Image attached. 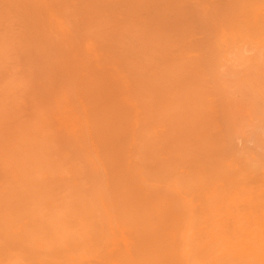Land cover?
<instances>
[{
  "label": "bare ground",
  "instance_id": "obj_1",
  "mask_svg": "<svg viewBox=\"0 0 264 264\" xmlns=\"http://www.w3.org/2000/svg\"><path fill=\"white\" fill-rule=\"evenodd\" d=\"M0 5L3 8L0 24L6 20L11 23L15 16L18 22L24 20L17 23L23 26L19 25L18 31L23 32L21 27L32 29L29 26L32 23L37 32L42 30L39 28L42 24L41 27H47L43 34L40 30L43 37L39 33L43 44L49 38L47 31L56 35L55 40L49 39L52 42L48 41L50 45H47L51 48L47 50L46 43H40L41 46L33 43L35 30L30 33L26 29L24 32L28 30L31 36L23 32L28 37L24 40V35L13 33L15 29L11 28V33L24 37H19L21 44L15 36L16 44L12 39L14 43L6 40L10 32L6 33L10 30L6 29L7 22H3L6 30L0 25L7 34L3 33L5 40L0 37V53L5 51L1 53V61L5 48L12 45L22 48L23 52L17 48L22 56L33 55L39 61L25 57L27 63L39 65H35V70H44L39 75L40 70L36 74L31 67L34 74L27 73L28 78H39L35 80L41 83L38 85L33 80L31 88L25 86L21 90L29 88L27 95L31 92V96L33 89H40L42 94L47 90L44 94L52 97L56 87L47 83L57 78L55 84L59 88L58 83L67 79L74 82L75 88L68 87L73 88L72 92L76 89L73 93L80 102L78 108L72 104L75 108L67 116L65 110L69 104L64 100L68 97L61 96L66 91L59 93L62 86L57 93L64 99L61 104L64 102L66 109L57 104V93L53 96L56 102L50 104L60 105L55 109L62 107L60 110L67 112L63 119L58 120V113L49 115L53 110L57 112L49 103L43 108V111L50 108L49 112L44 111L48 116L42 113L43 106L36 103L43 102L42 96L38 98L40 92L37 100L33 97V103L40 105L39 114L44 117L36 112V104L31 106L32 115L27 114L28 109L24 114L22 108L18 113L16 105L6 111L4 107L0 113V264H264V0H0ZM29 39L33 40L29 43ZM31 43L39 46L32 47ZM30 46L39 57L46 52L44 60L50 54L48 62L42 63L43 59L34 52L29 54ZM52 49L57 53L55 58ZM50 56L55 59H51L52 63ZM46 63L57 64L53 73L56 78L49 77L54 65L50 66L54 70L49 65L46 69ZM49 69L52 72L48 73ZM20 72L23 75L25 71ZM44 72L48 75H43ZM25 77L24 73V78H19L23 81ZM7 84L4 86L7 89L13 85ZM17 91L15 88L16 95ZM15 98L19 99L14 96L13 101ZM20 114L30 117L28 122H22L25 117ZM46 116H51L47 123ZM32 117L35 120L31 124ZM52 120L56 121L51 123ZM34 122L36 127L41 126L36 128ZM26 123L29 129L25 128ZM45 123L57 124L55 127L62 132L60 137L67 133L61 139L71 141L70 144L65 140L63 144L71 145L67 147L74 149L69 151L75 153L77 160L79 150L86 149L88 162L84 161L86 154L80 162L82 165L86 162L85 170L89 169L90 173L92 169V179L96 175L98 180L95 177L94 183L88 182L87 176V183L80 182L86 174L80 169L72 168L80 172V181L78 173L76 177L75 172L74 175L69 172L71 177L67 174V167L71 169V165L80 162L70 152L71 165L66 164L68 159L64 163L63 158L70 155L66 145L65 156L59 155L64 151L60 152V148L54 154L65 165L53 161V154L47 157V163L55 162L61 170L54 168V163L52 168L44 165L38 169L46 150L55 153L54 143L58 145L55 139L58 131L52 127L56 136L51 131L48 137L44 129L50 127ZM38 133L41 135L37 136ZM28 134L36 135V139L28 138ZM40 136L49 143L48 149L42 143L46 147L43 150L38 141ZM29 140L35 146L40 144L43 152L36 154L40 146L35 147ZM38 155L43 158L37 160ZM76 164L74 168H79ZM42 167L48 173L42 172ZM37 169L39 176L34 171ZM62 169L67 170L66 178ZM57 178L68 180L69 183L59 182L64 189L55 188ZM76 180L81 188L85 184L84 191H88L79 189L80 199L96 198V205L94 200L86 204L80 199L82 204L80 201L77 204L80 196L75 192L78 191ZM41 181L44 183L39 188ZM49 183L52 185L47 188ZM87 184L96 186L92 189L94 195L89 197L92 190ZM52 187L55 193L50 190ZM67 187L72 194L66 191ZM88 203L93 204L91 209ZM86 208L92 210L86 211L87 215L83 213ZM79 211H83L82 215ZM72 215H76L74 221ZM92 217L97 219H92L93 224L89 223ZM103 223L108 232L98 234L97 229L100 232L106 229L101 227Z\"/></svg>",
  "mask_w": 264,
  "mask_h": 264
},
{
  "label": "rangeland",
  "instance_id": "obj_2",
  "mask_svg": "<svg viewBox=\"0 0 264 264\" xmlns=\"http://www.w3.org/2000/svg\"><path fill=\"white\" fill-rule=\"evenodd\" d=\"M0 6H1V5H0ZM1 8H2V7H1ZM2 9H3V8H2ZM2 9H0V11H2ZM0 14H1V13H0ZM12 16H13V15H12ZM12 16H11V18H12ZM0 17H1V15H0ZM16 17H17V16H15V20H13L14 18L12 19V22H11V19H10V22H11V23H9V21L7 22V20H6V21H3V22H7V23H6L7 25L4 23V24L7 26L6 29L10 28V30L8 29V30L6 31V33H8V32L10 31V32L8 33V37L6 38V40H7V41H11L10 39H12V41H15V43L17 42V40H16L17 37H18V40H19V37H21V36L19 35L20 33H21V35L23 36L24 34L27 35V33L30 32V30H32V29L35 30V26H34V28H33L32 23H31L29 26H31L32 29H29L30 27H29V28H26V29L29 30V31L27 30L28 32L26 31L27 33L24 32L26 29H24V28L22 29L23 26L20 25V24H19V25L22 26V27H21V30H23L24 34H23L22 31H18V30H20V27H19V29L17 28V27L19 26L17 23H20V21H22V20H20V21L18 22V20H16ZM9 18H10V17H9ZM19 18H20V17H18V19H19ZM1 19H2V18H1ZM1 19H0V20H1ZM3 20H5V19H3ZM25 20H27V19L25 18ZM1 21H2V20H1ZM23 21H24V20H23ZM23 21H22V23H23ZM34 21H35V19H34ZM3 22L1 23L2 25H1V24H0V25H1V28L3 27V29H5ZM13 22L15 23V25H14ZM27 22H28V24H29V22H31V19H30V21L28 20ZM32 22H33V21H32ZM22 23H21V24H22ZM25 23H26V21H25ZM35 23H37V22H35ZM11 24H12V26H9V25H11ZM28 24H25V25L27 26ZM37 24H38V23H37ZM39 24H40V23H39ZM25 25H24V26H25ZM33 25H34V22H33ZM41 25H42V24H40L39 28H42V30L44 29V27H45V29L47 28L46 26L41 27ZM43 25H44V24H43ZM13 26H15V28H13ZM37 26H38V25H37ZM27 27H28V26H27ZM11 28H12V30H13V29L16 30V31L13 30V33H15V32L17 33V32H18L19 34H17V36H16V35H14L13 33H11V31H12ZM6 29H5V30H6ZM36 29H38V28L36 27ZM0 30H1V31H0L1 33H0V34L3 35V33H5V31H3L2 29H0ZM38 30H39V32H38ZM38 30H37V32H36V30H35V33H34V31H32V32H33L32 37H33V39L35 40V41H33V43L37 42V43H39V45H40L41 40H40L39 37L42 36V34H43L44 32H43L41 29H38ZM40 30H41L42 34H41ZM32 32H30V33H32ZM49 32L52 33V31H50V30L47 31V35L49 36L48 41H50V40H52V39L55 40V39H56V38H55V37H56L55 33L53 32L52 34H50ZM6 33H5V35H7ZM30 33H28V35H29ZM39 33H40L41 35H40ZM45 33H46V32H45ZM12 34H13L14 36H13ZM34 34H35V35H34ZM37 34H38V36H37ZM2 35H1L0 37H3V39H4L6 36H4V35L2 36ZM9 35H10V36H9ZM11 35H12V36H11ZM39 35H40V36H39ZM15 36H16V37H15ZM30 36H31V35H29V37H30ZM34 36H36V37H38V38L36 39V37H34ZM48 36H47V37H48ZM51 36H52V37H51ZM54 36H55V37H54ZM14 37H15L16 39H14ZM24 37H25V35H24ZM24 37H21V38H24ZM32 37H31V38H32ZM42 37H43V36H42ZM47 37H46V34H45V37H44V38H47ZM26 38H28V37L26 36V37L24 38V40H25ZM44 38H43V41H42V42H45V41H46V40L44 41ZM8 39H9V40H8ZM13 39H14V40H13ZM33 39H29V40H28L29 43H30V40L32 41ZM38 39H39V41H38ZM49 39H50V40H49ZM4 40H5V39H4ZM4 40H3V42H5ZM26 40H27V39H26ZM7 41H6V42H7ZM12 41H11V42H12ZM22 41H23V40H22ZM48 41L45 42L46 44L44 43L46 46H45L43 43H41V44L44 45L45 48H47V50H48V48H49V46L47 45V44H49ZM1 42H2V41H1ZM11 42H9V43H11ZM19 42L21 43L20 40H19ZM51 42H52V41H50V43H51ZM56 42H57V41H56ZM56 42H55V44H56ZM12 43H14V42H12ZM17 43H18V42H17ZM17 43H16V44H17ZM22 43H23V42H22ZM22 43H21V44H22ZM25 43H26V41H25ZM25 43H24V44H25ZM29 43H28V45H30ZM33 43H31V44L33 45L32 47L39 46L37 43H36L37 45H35V44H33ZM2 44H5V43H2ZM16 44H14V45H16ZM24 44H23V45H24ZM55 44H54V45H55ZM0 45H1V44H0ZM9 45H10V44H9ZM9 45H8V46H9ZM25 45L27 46V43H26ZM43 45H42V46H43ZM49 45H50V44H49ZM51 45H52V44H51ZM3 46H4V45H3ZM6 46H7V45H6ZM8 46H7V48H8ZM11 46H12V45H10V47H9L10 49H11ZM19 46H20V44H19ZM40 46H41V45H40ZM47 46H48V47H47ZM12 47H13V49H12L13 52H12L11 54H10L11 51L9 50V48H8V49L5 48V50H6V54H5V55H6L7 57H5V55H4V60L6 59V60H7L6 62H5L4 60L1 61V59H2L1 57H3V56L1 55V53H2V52H5V51L3 50V51L0 53V55H1V56H0V58H1L0 61H1V62H4L5 64H4V63L2 64L1 62H0V63H1L2 65H4V66L8 67V68H6V67L2 66L3 69H4V71H5V72L7 71V72L10 74V75H9V74H7V73H5V72L3 73V69H2L1 64H0V67H1V70H0V79L3 80V81H0V83H1V84H0V86H1L0 88H2V89H0V91H1V92H0V97L2 96L1 98H3V96H4L5 99H6V101H7V102H6L5 99H2V100H1V98H0V113L2 112V110H3L4 107H5V110H4V111H6V109H8V107H10L11 105H13V106L10 108V110L16 105V107L19 109V110H18V113H20V112H19V111L21 110L20 108H22V110H24V114L27 113V112H26L27 109H28V113H27V114L34 113L33 110L35 109V107H33V110H32L33 112H31V110H30V109H32L31 106H32V105L35 106L34 104H36V103L38 104V102H39V104H40L41 106H43V107H41V109H42V111H43V108H45L44 106L47 105L48 103L50 104L51 102H52V104H53V101H54V102L57 101V102H58L57 104L62 105V104H61V101L64 100V99L62 100V98H60L62 95H66V97H68L67 99L64 100V102L67 101L66 104H69V105H66V107L68 106V108H69V107H70V103H71L70 110H69L68 108H67V109H68V110H67L66 107H65V103L62 102V103L64 104V105H62L63 108H65V109H66L65 111L68 112V113L66 112V113H67V116H68V114H69V115L71 114V113H69V111L74 110L75 107H76V108L79 107V106L77 105V103H79V105H80V102L77 101L78 98H77V96H75L76 93H75V94L73 93V92H76V89H75V91L72 92L73 88H75V86H74V87L72 86V85H74V84H73V83H74L73 81H70V82H69L67 79H66L67 81L64 79L67 83H65V81H63L64 83L62 82V84H61V82L59 81L60 84L58 83V85H61V86H58L59 88H57V83L55 84V82H57V80H56L57 78H56V75L53 74V73H55V71H56V68H55V67H56L57 64L55 65V63H54V64H50V65H49V63H48V64L46 63V67H45V68L47 69V66L49 65L48 68H50L51 70H54V69H55L53 72L50 71V69H49V70H48V73H49V72H52V73H49V74L51 75V76H49V77L53 78V76L55 75L54 78H56V79H53L52 82H51V80H50V81H49L50 83H49L48 81H46L45 79H44V81H46L45 83L48 82V83H47V86H49L50 84H52V87H56V89L54 88L55 90H53V91H56V93L58 92L57 90H59L60 88H62V86H64L63 89H60V90H59V93L61 94V92L66 91V94H65V93L63 94V93H62L61 96H60V94L57 93L56 98H57V97H59V98H57V100H56V98H54V97H55V94H56L55 92H54V93H55L54 95L52 94L54 97H53V96L51 97V96H50L51 94H50V95L48 94V96H49V97H48L46 94H44L45 91H47V90L42 89V90H44V93L42 94V92H41L40 89H39L40 86H39V88H37V89H39V90L33 89V91H34V95H33V96L30 95L31 92H29V93H30V94H28L29 96L27 95V93H28L27 91L29 90V88L26 87V89H25L26 91H25V90H21V88L23 89V88H25V86H29V87H30V85L33 84V80H35V79L40 80L39 78H34V79H32L31 77L28 78V76H27V73H28V75L31 76V73L34 72V70H35V69H34V68H35V65H37V63H38L39 61H37L35 58H33V57H34L33 55H29V56L26 57V55H28V54H25V57H26L27 59H28V57L30 58V56H31V57L33 56V57H32L33 60H32V58H31V60H32L33 62H35V60L37 61V63H34V64H35L34 66H33L32 61H31V62L29 61L30 64L32 63V65H30L29 63H27V62H28L27 59H26L24 56L21 55L22 53L20 52V53H21V54H20V53L18 52L19 50L22 51V48H21V47H20L21 49H20L19 47L14 48L15 46H12ZM22 47H23V46H22ZM27 47H28V46H27ZM2 48H4V47H2ZM17 48H19V50H18ZM25 48H26V47H25ZM25 48L23 49L24 52H25V50L27 49V48H26V49H25ZM35 48H36V47H35ZM50 48H51V47H50ZM50 48H49V49H50ZM52 48H54L53 45H52ZM43 49H44V48H43ZM54 49H55V48H54ZM54 49H52L51 51H52V53H53L52 56L55 58V56L57 55V53L54 52ZM1 50H2V49L0 48V51H1ZM15 50H16V51H15ZM17 50H18V51H17ZM31 50H32V49H31V46H30L29 54H30L31 52H34V49H33L32 51H31ZM39 50H40V49H39ZM9 51H10V52H9ZM41 51H44V50H40L39 52H41ZM45 51H46V50H45ZM22 52H23V51H22ZM26 52H28V50H27ZM35 52H36V51H35ZM35 52H34V53H35ZM39 52H38V53H39ZM48 52H49V51H48ZM15 53H16V54H15ZM34 53H32V54H34ZM36 53H37V52H36ZM36 53H35L34 55H35V56L38 55V57H39V54H36ZM43 53H46V52H43ZM43 53L40 54L41 57H39V59H43L42 63H44V62H46V61L48 62V60H47V56H49L50 54L47 55V56L45 57V60H46V61H45V60H44V56H45L46 54L44 55ZM49 53H50V52H49ZM54 53L56 54L55 56H54ZM3 54H4V53H3ZM9 54L11 55L10 58H9ZM12 54H14L13 57H12ZM18 54H20V55H18ZM23 54H24V53H23ZM43 55H44V56H43ZM14 56H15V57H14ZM20 56H21V57H20ZM42 56H43V57H42ZM52 56H50L51 58H49V60L54 59V58H52ZM17 57H18V58H17ZM38 57H36V58L38 59ZM23 58H25L26 61H24ZM10 59H11V60H10ZM8 60H10V61H12V62H9ZM18 60H19V61H18ZM29 60H30V59H29ZM54 60H55V59H54ZM23 61H24V62H23ZM40 61H41V60H40ZM56 61H57V59H56ZM56 61H54V62H56ZM7 62L9 63V65H8ZM18 62H19V63H18ZM22 62H23V63H22ZM6 63H7V64H6ZM17 63H18V64H17ZM21 63H22V65H21ZM40 63H41V62H40ZM51 63H52V60H51ZM10 64H11V65H10ZM15 64H16V65H15ZM25 64H26V65H25ZM12 65H13V67H12ZM29 65H30V66H29ZM40 65H41V64H40ZM51 65H54V69H53V67H52V68L50 67ZM23 66H24L25 68H27L28 71H27V70H23V68H24ZM28 66L30 67V69L28 68ZM38 66H39V65H37V67H38ZM42 66L44 67V64H43ZM59 66H60V65H59ZM61 66H62V68H63V65H61ZM61 66H60V68H61ZM64 66H65V65H64ZM18 67H19V68H18ZM20 67H21L22 70H20ZM31 67H33V69H34L33 71H31ZM37 67H36V68H37ZM57 67H58V66H57ZM25 68H24V69H25ZM41 68H42V67H41ZM60 68H57V69L61 71ZM6 69H7V70H6ZM9 69H10V70H9ZM13 69H14V70H13ZM15 69H16V70H15ZM17 69H19V71H17ZM43 69H44V68H43ZM46 69H45V70H46ZM38 70H40V69L37 68V70H35V73H36V74H38V72H37ZM1 71H2V72H1ZM14 71H15V72H18V74H19V73L21 74L20 71H25V72H23V75H22V74H21V75H18L17 73H14L15 75H13L11 72H14ZM26 71H27V72H26ZM41 71L43 72L44 70H40V71H39V75H40ZM60 71H59V72H60ZM62 71H63V70H62ZM30 72H31V73H30ZM45 72H46V71H45ZM45 72L42 73V74L45 75ZM57 72H58V71H57ZM57 72H56V74H59V73H57ZM24 73H25V76H26L25 79L27 78V81H25V82H24L25 79H23V81L20 80L21 77L24 78ZM29 73H30V74H29ZM48 73H46L45 76H47ZM60 73H61V72H60ZM16 74H17V75H16ZM32 74H34V73H32ZM8 75H9V76H8ZM11 75H13V78H11ZM6 76L8 77V79L10 78L9 81H8V79H6V78H7ZM15 76H16V78H15ZM18 76H19L20 78H19ZM32 77H34V75H33ZM37 77H39V76H37ZM40 77H42V76H40ZM57 77H58V75H57ZM22 78H21V79H22ZM42 78H43V77H42ZM51 78H48V79L46 78V79L49 80V79H51ZM12 79H13V80H12ZM16 79H17V80H20V84H21V85H20L19 83H17V80H16ZM4 80H6V81H4ZM14 80H16L15 83L18 84V85H15ZM28 80H30L32 83L30 82V84H29ZM37 80H35L34 82H36ZM69 80H70V79H69ZM21 81H22V82H21ZM41 81H42V80H41ZM61 81H62V80H61ZM2 82H3V84H2ZM12 82H13V83H12ZM26 82H28V84H27ZM37 82H38V83H36V84H38V85H39V83H41V82H39V81H37ZM71 82H72V83H71ZM5 83H6V85H8L7 83H11V85L13 84V85H14V89L11 88L13 85L11 86L10 84H9V85L11 86V87H9L10 89H7L8 86H7V87H4V86H6ZM23 83H24L25 85H24ZM69 83H71V84H69ZM22 84H23L24 87L22 86ZM34 84H35V83H34ZM67 84H69V85H67ZM19 85H20L21 87H20ZM40 85H41V84H40ZM42 85H43V84H42ZM54 85H56V86H54ZM18 86H19L20 88H19ZM47 86H43V88H45V89H48V88H49V89L51 90L52 87L50 86L51 88H50V87L47 88ZM68 86H72V87H73V88L71 87L72 90H71ZM3 87H4V88H3ZM5 88H6V89H5ZM15 88H16V91H17V90L19 91V93H17V95H16L15 92H14V91H15ZM17 88H18V89H17ZM30 88H31V87H30ZM32 88H33V87H32ZM34 88H35V87H34ZM67 88H68V89H67ZM3 89H4V90H3ZM12 89L14 90L13 93H12ZM19 89H20V90H19ZM27 89H28V90H27ZM49 89H48V90H49ZM2 90L5 91V93H4ZM6 90H7V91H6ZM9 90H10V91H9ZM35 90H36L37 92H36ZM68 90H69V91H68ZM18 91H17V92H18ZM20 91H21V92H20ZM24 91H25V92H24ZM33 91H32V93H33ZM10 92H11V95H12V96L10 95ZM23 92H24V93H23ZM38 92H40V96H39V93H38ZM49 92H50V91H49ZM70 92L73 93L72 98H70V97H71ZM2 93H4V94H2ZM7 93H8V94H7ZM36 93H38V94H36ZM72 93H71V94H72ZM1 94H2V95H1ZM58 94H59V96H58ZM7 95H10V97L7 96ZM21 95L24 96V97H27V98L25 99V98L22 97ZM36 95H37V97L39 96L38 98H40V97L42 96L41 98H43V102H44V100H45V102H47V103H46V104H45V103L43 104V102H40L41 100H38L37 102L35 101L36 103H33V101H34V100H33V97L35 96V99H36V98H37ZM43 95H44V96H43ZM14 96H15V97H18L19 99H23L24 102L21 100L19 104L16 103V102L19 101V99H16V98H15L16 101H13V100H14ZM45 96H46V97H45ZM74 96H75V97H74ZM6 97H7L8 99H7ZM11 97H12V98H11ZM28 97H29V100H30V101L28 100ZM44 97H45V99H44ZM47 97H48L50 100H52V101H49V99H48ZM62 97H63V98H66L65 96H62ZM51 98H54V99H51ZM9 99H12L13 103H12L11 100L9 101ZM58 99H59L60 103H59ZM60 99H61V100H60ZM73 99H75L76 102H75V100H73ZM17 100H18V101H17ZM27 100H28V101H27ZM36 100H37V99H36ZM55 100H56V101H55ZM71 100H73V102H72ZM70 101H71V102H70ZM3 102H4V103H3ZM5 102H6V104H5ZM2 103H3V105H2ZM8 103H10V104H8ZM14 103H16V104H14ZM25 103H27V104H25ZM17 104H18L19 107L17 106ZM21 104H22L23 106H22ZM28 104H29V105H28ZM37 104H36V107L38 106ZM54 104L56 105V103H54ZM72 104H73V105H76V106L74 107ZM25 105H26V106H25ZM40 105H39L38 108H37L38 111H36L38 114H39V108H40ZM60 105H56V106H57V107L55 106L56 109H57ZM29 106H30V108H29ZM50 106H51V104L49 105V107H50ZM16 107H14V108H16ZM46 107H47V106H46ZM55 107H54V105H53V107L51 106V109H52V108L55 109ZM72 107H74V108H72ZM60 108H62V107H60ZM60 108H59V110H58L59 112L62 111V110H60ZM41 109H40V112H41ZM47 109H48V107H47ZM49 109H50V108H49ZM49 109L46 110V111L49 112V111H50ZM56 109H55V111H57ZM8 110H9V109H8ZM16 110H17V109H15L14 111H16ZM25 110H26V111H25ZM63 110H64V109H63ZM14 111H13V112H14ZM44 111H45V110H44ZM44 111L42 112L43 114H45ZM46 111H45V112H46ZM53 111H54V110H53ZM53 111H52V113L49 112V115L51 114V116H52V114H56V113H58V115H57V116H58V117H57L58 120H60V118H62V117L64 118V117L66 116V115H65L66 113H64L65 111H62L63 114H64V116H62L63 114H62V115L59 114L58 111H57V112H54V113H53ZM8 112H9V111H8ZM22 112H23V111H22ZM22 112H21V113H22ZM62 112H61V113H62ZM14 113H15V112H14ZM18 113H17V114H18ZM42 113H41V115H40V114H39V115H40V116H43ZM27 114H26V115H27ZM35 114H36V113H35ZM47 114H48V113H46L45 115H47ZM13 115H14V114H13ZM20 115H22V117H23V116L25 117V115H23V114H20ZM30 115H32V114H30ZM33 115H34V114H33ZM7 116H8V115H7ZM14 116H16V115H14ZM14 116H13V117H14ZM40 116H39V117H40ZM47 116H48V115H47ZM47 116H46L44 119L48 118ZM51 116H49L50 119H51ZM60 116H61V117H60ZM9 117H10V115H9ZM17 117H20L19 114L16 116V118H17ZM22 117H21V118H22ZM33 117H35V115H34ZM33 117H32V120L30 119V120H31V124H32V121H34V120L36 119V117H35V119L33 120ZM43 117H44V116H43ZM53 117H54V115H53ZM29 118H30V117H29ZM29 118H27V117H25V119L22 118V122H23V121L26 122ZM49 118L46 119V121H45V120H44V121L47 123V120L50 121ZM63 118H62V119H63ZM17 119H18V118H17ZM17 119H14V118H13V120H16V121H17ZM39 119H40V118H39ZM41 119H42V117H41ZM41 119H40V120H41ZM52 119H53V118H52ZM11 120H12V117H11ZM20 120H21V119H20ZM20 120H19V121H20ZM52 121H53V120H52ZM52 121H51V123H54V121H56V120H54L53 122H52ZM10 122H11V124H12V123H14L15 121H13V122L10 121ZM27 122H28V121H27ZM38 122H39V121H38ZM41 122H42V121H41ZM57 122H58V121H57ZM57 122H56V123H57ZM29 123H30V122H29ZM29 123H28V124H29ZM46 123H45V124H46ZM51 123H49V124H51ZM15 124H16V122H15ZM34 124H35V122L33 123V126L36 127V125H34ZM49 124H48V125H49ZM57 124H58V123H57ZM57 124H55V125H57ZM37 125H39V124L37 123ZM46 125H47V124H46ZM48 125H47V128L50 127V130H49V129H44V128H45L44 126H43L42 129L47 130L48 133H49V132L51 133V131L53 130V128L55 127V125H54V126H53V125L48 126ZM59 125H61V121H60ZM24 126H25V124H24ZM40 126H41V125H39V126H37V127H40ZM10 127H11V126H10ZM27 127H28V126H27V123H26V127H25V128H27ZM37 127H36V128H37ZM52 127H53V128H52ZM11 128H12V127H11ZM36 128H35V129H36ZM51 128H52V129H51ZM55 128H56L57 131L59 130V129H57V128H59L58 126L55 127ZM28 129H29V127H28ZM31 130H33V127H32ZM38 130H39V128H38ZM38 130H36V131H38ZM48 130H49V131H48ZM54 130H55V129H54ZM56 130H55V132L57 133ZM28 131L30 132V130H28ZM60 131H61V130H60ZM60 131H58L57 136H56V134L52 131L53 134H54V136H53V135H52V136H53V137L56 136L55 139H56V141H58V145H57V142L54 143L55 140H54V142H52L53 140L51 141L52 143H54L55 146H57V147H53V148H55V151H54L55 153H53V151L51 152V150H46L47 152L45 151V152H46V154H44L45 156L42 155V154H43L42 152H43L44 149H46V147H47V149H48V145H49V143H48V142H45L46 140L42 139V137L46 136V135H47V132L44 131V132H46V134L44 135V132H43L42 137L40 136L41 138H40V137H37V138H40V140H38V141H40L41 144L44 143V144L46 145V147H44L45 145L42 144V146L44 147L43 150L41 149V145H40V144H39V145H36L37 147L40 146V149H39V150H36V149L34 148L35 143L32 142L33 140H32V141L29 140V142H31V144L34 143V144H33L34 146H33V145H31V146H32V149H35V150L37 151L36 154H38V151H42V152H40V153H42L41 155L44 157V160H43V163H44V164L39 162V163H40V166H38L39 164H37L38 169L41 168V166H44V165H45L44 167H46V165H47L49 168H52V166L55 165L54 168L57 167V170H58V171L61 170V168H59V167H60L59 165H60V164L62 165L63 163H59V160L61 161L62 158L60 159V158L58 157V155H56V156L59 158V160H58V158H56V157L54 156V154H56V151H57V154L59 153V148H60V152H61V149L64 150L65 147L68 149L67 146H69V147L71 148V145H66L67 143H70V144H71V141H68V140L65 139L67 143H66V144H63V143H65V142H64L65 140L62 141V139H63L64 135L67 134V133L63 134V136L60 137V135H61L60 133H62V132H60ZM31 132H32V131H31ZM31 132H30V133H31ZM34 132H35V131H34ZM59 132H60V133H59ZM64 132H65V131H64ZM64 132H63V133H64ZM27 133H28V132H27ZM41 133H42V131H41ZM50 133H49L48 137L51 136L52 133H51V134H50ZM32 134L34 135V133H32ZM59 134H60V135H59ZM28 135L30 136V134H28ZM33 135H31V136H33ZM38 135H41V134L38 133L37 136H38ZM43 135H44V136H43ZM31 136L28 137V138H31ZM67 136H68V135H67ZM46 137H47V136H46ZM65 137H66V135H65ZM68 137H69V136H68ZM68 137H67V139H68ZM33 138H34V140H35V139H36V135L33 136ZM61 138H62V139H61ZM31 139H32V138H31ZM41 139H42V141H41ZM45 139H46V138H45ZM47 139H48V138H47ZM51 139H52V138H51ZM57 139H58V140H57ZM70 139H71V138H70ZM43 140H44V141H43ZM36 142H37V141H36ZM73 142L75 143V141H73ZM74 143H73L72 146L76 147V146H75L76 144H74ZM37 144H38V143H37ZM54 145H53V146H54ZM65 145H66V146H65ZM36 146H35V147H36ZM58 146H60V147H58ZM64 146H65V147H64ZM49 147H50V146H49ZM51 147H52V146H51ZM53 148H51V149L54 150ZM72 148H73V147H72ZM37 149H38V148H37ZM67 149H65L66 152H65V150H64V151L61 152L59 155L61 156V154H62L63 156H65V154H66L69 150H72V149H68V151H67ZM73 150H74V149H73ZM73 150H72V151H73ZM76 150H78V147H77V149H75V151H76ZM72 151H69V154H70V155H69L68 157L66 156L67 158H66V157L63 158V159H64V163H65V160L68 159V160H67L68 163H67V161H66V164H70V165H71L70 156H72V155H71L70 152H72ZM83 151H84L85 153H84ZM34 152H35V151H34ZM45 152H44V153H45ZM50 152H51V154H50ZM64 152H65V154H64ZM77 152H78V151H77ZM77 152H76V153H77ZM79 152L81 153V154H80V157H78L79 162H80V158H81V156H83V154H86V155H85L86 157L84 156V159L86 158L84 161H87V152H86V149H85V148H82L81 151L79 150ZM40 153H39V154H40ZM47 153H48V154H47ZM72 153H74V152H72ZM52 154H53V155H52ZM41 155H38L37 160H38V158H39ZM48 155H49V157H51V155H52L51 158L53 159V161H54V159H56V160L58 161L59 165L56 166V163L53 162V163H54V164H53L52 161H51V163H47V162H49V160H47ZM67 155H68V154H67ZM74 155H75V153L73 154V156H74ZM76 155H79V154L77 153ZM42 156H41V158H39V160H41V159L43 158ZM53 156H54V157H53ZM73 156H72V157H73ZM61 157H62V156H61ZM74 157H75V156H74ZM51 158H50V159H51ZM52 159H51V160H52ZM75 159L77 160V156L75 157ZM69 160H70V162H69ZM72 160H74V159H72ZM76 160H75V161H76ZM78 160H77V163H78ZM81 160H82V158H81ZM75 161H74V162H75ZM41 162H42V161H41ZM87 162H88V161H87ZM37 163H38V162H37ZM81 163H83V162L81 161L80 164H81ZM42 164H43V165H42ZM49 164H50V165L53 164V165L50 166ZM75 164H76V162H75ZM75 164L71 165V169H72V168H73V169H78V170L80 169L79 171L83 170L82 172L88 174V175L85 174V177H83L84 180H82V176L79 174L80 172H78V170H73V169H72V171H69V170H71L70 167H69V168L67 167L68 172H67L66 169H65L64 171H63V169H62V171H63V173H62V171H61L62 175H64V173H66V172H67V174L69 175V172H70V173H72L73 175L76 173V174H75V177H76V175H77V173H78L77 177L81 176V178H78V181H80V179H81L82 181H80V182H83V183H87L86 181H87L88 179H86V178H88V177H89L88 182H91V183H94V182H92V181H93V179H94L95 177H96V179L98 180V176H96V175H94V178L92 179L93 176L91 177V174H90L91 172H93L92 169H91V172H90V173H88V172L90 171L89 169H87L88 172H87V170H85V167H87V166H86V162L84 163L85 165L83 164L85 167H84L82 164H81V166H80V164L78 163V164H79V168H78V167H77V168H74ZM78 164H76V165L78 166ZM63 165H65V164H63ZM66 166H67V165H66ZM68 166H69V165H68ZM72 166H73V167H72ZM90 166H91V165H90ZM44 167H42V170H44V171L41 170L42 172H46V168H44ZM81 167H82V169H81ZM49 168H48V169H49ZM58 168H59V169H58ZM63 168H65V166H64ZM89 168H90V167H89ZM38 169H37V170H34V171H35V174H37L36 176H39V175H40L39 173H37V172H38ZM39 170H40V169H39ZM52 170H53V169H52ZM52 170H50V172H51ZM54 170H55V169H54ZM41 171H40V172H41ZM48 171H49V170H48ZM65 171H66V172H65ZM53 172H54L55 175L58 174V172H56V173H55V171H53ZM53 172H52V173H53ZM74 172H75V173H74ZM82 172H81V173H82ZM46 173H48V172H46ZM52 173H51V174H52ZM84 173H83V174H84ZM54 174H53V175H54ZM59 174H60V172H59ZM59 174H58V176L61 177L62 175H59ZM72 174H71V175H72ZM41 175H42V173H41ZM49 175H50V174H49ZM69 176H70V175H69ZM69 176H68V177H69ZM83 176H84V175H83ZM87 176H88V177H87ZM63 177L66 178L65 175H64ZM68 177H67V178H68ZM70 177H71V176H70ZM51 178L54 179L52 175H51ZM73 178H74V177H73ZM55 179H56V178H55ZM58 179H59V178H57V182H58V183H56V184H58V186L55 184V185H56L55 188H56V187L59 188V186H60V188L64 189V187H61V185H59V182L62 180V178H60V179H61L60 181H58ZM63 179H64V178H63ZM64 180H65V179H64ZM64 180H62V181H64ZM71 180H72V178H70V181H71ZM97 180H96V181H97ZM49 181L51 182V180H49ZM65 181H66V180H65ZM65 181H64V182H65ZM78 181L76 180V182H78ZM52 182H53V181H52ZM54 182H56V180H55ZM66 182H68V180H67ZM80 182H78L79 184L77 183L78 191H76V190L74 189L75 192H78L77 195L79 194V192H81V191H79V189L82 190V188H83L84 185H85V184H84V185L81 184V185L83 186V187L81 188V187L79 186V185H80ZM42 183H44V181H41V182H40V185L38 186L39 188H40L41 186H43ZM68 183H69V182H68ZM45 184L47 185V183H45ZM75 184H76V183H75ZM89 184H90V183H89ZM89 184H87L88 187H90ZM49 185H50V183H49ZM51 185H52V184H51ZM51 185L48 186L47 188L51 187ZM63 185H65V187H66V184H63ZM70 185H72V184H70ZM70 185L68 184V187H69ZM92 185H93V184H92ZM93 186H95V184H94ZM44 187H45V185H44ZM53 187H54V186H53ZM53 187H52V189H50V190L53 191ZM68 187L65 188L66 191L69 190ZM70 187L73 188L74 186H70ZM75 187H76V185H75ZM75 187H74V188H75ZM77 187H76V188H77ZM79 187H80V188H79ZM88 187H87V188H88ZM95 187H96V186H95ZM95 187H90L89 189L92 190V189H95ZM57 188H56V189H57ZM71 188H70V189H71ZM84 188H85V187H84ZM84 188H83V191L85 190ZM41 189H44V188H41ZM45 189H46V187H45ZM62 189H61L60 191H62V192L64 191V193H65L66 191H65V190H62ZM50 190H48V192H49ZM54 190H55V189H54ZM57 190H59V189H57ZM57 190H56V191H57ZM44 191H45V190H44ZM52 191H51V193H52ZM70 191H71V190H69L68 192H70ZM83 191H82V194H83L84 192H86V191H84V192H83ZM53 192H54V191H53ZM72 192H73V191H72ZM87 192H88V191H87ZM87 192H86V193H87ZM90 192H91V193H92V192L94 193V190H92V191L89 190V193H90ZM54 193H55V192H54ZM56 193H57V192H56ZM59 193H60V192H59ZM70 193H71V192H70ZM91 193H90V194H91ZM93 193H92L91 195L88 194V197L94 195ZM71 194H72V193H71ZM73 194H75V193H73ZM82 194H81V195H82ZM77 195H75V198H77ZM84 195L86 196L85 193H84ZM72 196H73V195H72ZM78 196H80V195H78ZM83 197H84V196L82 195V198H83ZM93 197H94V196H93ZM80 198H81V196L78 197V203H77V204H79V201H80V200H81L82 202H83V201H86V200H85L86 197L84 198V200H82V199H80ZM79 199H80V200H79ZM89 199H92V197H90ZM89 199H88V201H86V204H87V202H93V200L96 201V198H95V199L93 198L91 201H89ZM75 200L77 201V199H75ZM81 201H80V203H81ZM96 203H98V202L96 201V202H95V205H96ZM81 204H82V203H81ZM81 204H80V205H81ZM84 204H85V203H84ZM90 204H91V203H88V206H89ZM97 205H98V204H97ZM82 206H84V205H82ZM90 206H91V205H90ZM76 207L78 208V206H76ZM76 207H75V208H76ZM86 207H87V205H86ZM92 207H93V204H92V206L90 207V209H91ZM98 207H100V208H98V210H100V209H101V206L99 205ZM79 208H80V207H79ZM79 208H78V209H79ZM81 208H82V207H81ZM83 208L85 209V207H83ZM88 208H89V207H88ZM73 209H74V208H73ZM78 209H77V211H78ZM84 209H83V211H84ZM90 209H89L88 211H92V210H90ZM93 209H95V206H94ZM80 210H82V209H80ZM96 210H97V209H96ZM96 210H95V211H96ZM83 211H82V212H83ZM86 211H87V208H86L85 212H83V213H86ZM88 211H87V213H88ZM95 211H94V212H95ZM100 211H101V210H100ZM100 211H99V212H100ZM74 212H76V209H75V211H73V213H74ZM79 212H80V211H79ZM82 212H80L81 215H82ZM94 212H93V213H94ZM96 212H97V211H96ZM87 213H86L85 215H87ZM91 213H92V212H91ZM93 213L90 214V215L93 216ZM100 213L102 214L103 212H100ZM77 214H78V216H81V215H79V213H77ZM98 215H99V213H98ZM102 215H104V214H102ZM72 216H73V215H72ZM74 216H76V215H74ZM74 216L72 217L71 220H73V218H74V220H75L76 217H74ZM96 216H97V214H96ZM100 216H101V215H99V218L102 219L103 216H102V217H100ZM97 217H98V216H97ZM95 218H96V217H95ZM89 219H91V221H89V223H90V222L92 223L93 220H97V219H94L93 217H92V218H89ZM92 219H93V220H92ZM101 219H100V220H101ZM74 220H73V221H74ZM98 220H99V219H98ZM72 223H73V222H72ZM75 223H76V222H75ZM98 223H99V222H97V224H98ZM105 223H106V222H105ZM105 223H103L104 225L101 224V227H102V226L104 227V226H105ZM92 224H93V223H92ZM98 225L100 226V224H98ZM106 226H107V225H106ZM106 226H105V228H106ZM97 227H98V226H97ZM97 227H95V228H97ZM101 227H100V230H102ZM97 230H98V231H96V232H98V234H103V233H107V232H108V229H107V228H106L105 230H103L102 232H100L99 229H97ZM97 241H98V239H97ZM100 241H101V240H100ZM100 241H99V242H100ZM92 242H96V241H92ZM97 243H98V242H96V244H97ZM100 244H101V242H100L98 245H100ZM98 245H97V246H98ZM102 245H103V242H102ZM104 245H105V243H104ZM93 246H94V245H93ZM95 247H96V245H95ZM100 247H101V245L99 246V248H100ZM95 249H98V248L96 247ZM102 250L106 251V249H104V247H103ZM100 251H101V250H100ZM104 251H103V252L101 251L100 253H104Z\"/></svg>",
  "mask_w": 264,
  "mask_h": 264
}]
</instances>
